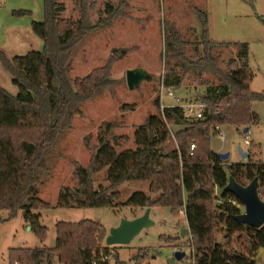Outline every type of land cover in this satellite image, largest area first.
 Masks as SVG:
<instances>
[{
    "label": "trees",
    "instance_id": "16d2710c",
    "mask_svg": "<svg viewBox=\"0 0 264 264\" xmlns=\"http://www.w3.org/2000/svg\"><path fill=\"white\" fill-rule=\"evenodd\" d=\"M108 5L107 12L112 15L115 9ZM64 9L59 0H44V19L32 22L33 31L44 42L43 49L11 58L0 46V61L19 89L13 93L0 85V211H8L7 219H11L24 210L27 223L43 240L47 228L34 210L52 206L38 196L46 155L71 126L81 104L98 96L112 82L107 66L73 82L66 75L65 65L75 45L89 28L105 21L101 19L91 26L87 18L68 20L62 16ZM197 11L206 34L207 12ZM31 12L13 10L15 15ZM204 43L207 51L230 44L211 42L206 37ZM235 45L240 48L234 60L237 65L224 75L209 52L196 61L186 59L192 69L213 71L223 78L219 93L216 87H210L202 98L212 105L220 104V112L212 106L205 117L190 119L181 106L161 110L158 97L159 112L149 114L136 127L135 147L121 151L118 147H123L127 136H112L114 124L106 123L99 132V147L91 166L76 165L79 184L63 187L57 206H168L175 214L184 210L192 238V264H263L257 254L264 248V225L256 228L236 220L244 206L226 185L230 176L241 184L258 177L259 187H264V162L227 164L211 147V134L218 125L244 129L259 121L252 103L263 95L251 89L249 45ZM182 80L179 75L171 77L170 72L164 77L165 85L176 89ZM170 125L181 128L173 133ZM173 138L177 147L167 150L165 144ZM106 166L109 184L97 188L93 174ZM127 180H147L150 191L159 194L153 197L136 192L128 202H118L119 187ZM57 233L54 247L10 249L9 264H110L102 259V252L110 254V247L103 243L108 230L101 223L91 219L62 220L57 223ZM149 258V248H141L133 261L147 264Z\"/></svg>",
    "mask_w": 264,
    "mask_h": 264
},
{
    "label": "rangeland",
    "instance_id": "374dc122",
    "mask_svg": "<svg viewBox=\"0 0 264 264\" xmlns=\"http://www.w3.org/2000/svg\"><path fill=\"white\" fill-rule=\"evenodd\" d=\"M59 1L65 5L62 16L68 20L87 18L91 26L101 19L105 21L96 28H89L75 45L65 65L66 75L73 82L107 66L112 82L98 96L81 104V111L73 115L71 126L46 155L38 196L52 206L34 210L41 224L47 228L46 239H41L29 227L24 210H19L11 219H7L8 211H0V264L10 263L9 251L12 248L54 247L59 221L91 219L101 223L109 232L121 218L131 219L144 212L146 207L127 204L117 207H59L57 203L63 187L78 186L76 165L91 166L103 125L112 122V136H127V142L118 147V151L135 147L136 127L149 114L159 112L156 99L159 97L160 108L162 100L173 101L167 96V90L162 88V81L169 72L171 77L179 75L183 79L179 89L173 88L186 100H203L210 87H216V93L221 91L224 80L220 74L192 69L186 59L196 61L209 52L224 75L237 65L235 61L240 48L235 44L248 43L249 65L253 71L251 89L263 95L262 99L252 103V110L259 116V121L251 124L248 132L231 124L220 125L211 134V147L217 153H229L224 159L227 164L264 162V0ZM0 3L1 48L10 57L43 49L44 42L33 31L31 23L44 19V0H0ZM108 4L115 9L112 15L107 12ZM20 9L32 12L25 15L13 13V10ZM197 9L207 12V35ZM14 23L19 25L14 27ZM205 37L211 42L230 44L207 51ZM130 68H142L150 73L135 89H130L126 80ZM0 85L13 93L19 90L1 61ZM170 127L173 133L181 128ZM239 146L251 152L252 156L244 158ZM165 147L167 150L177 147L174 138L167 141ZM93 182L97 188L109 184L108 166L93 174ZM119 190L121 197L118 202L122 203L128 202L136 192H145L153 197L159 194L150 191L147 180H127ZM259 193L264 199V187H259ZM150 217L154 223L144 228L130 243L109 246L110 264H135L133 258L141 248L150 250L147 264H192L191 234H181L182 228L189 229L185 211L175 214L171 207L152 206ZM103 243L106 245L105 241ZM178 249L186 252L182 259L176 257ZM257 257L264 264V248L259 249Z\"/></svg>",
    "mask_w": 264,
    "mask_h": 264
},
{
    "label": "water",
    "instance_id": "95a60500",
    "mask_svg": "<svg viewBox=\"0 0 264 264\" xmlns=\"http://www.w3.org/2000/svg\"><path fill=\"white\" fill-rule=\"evenodd\" d=\"M150 73L142 68H130L126 73V80L130 89L137 88L143 80L147 79ZM249 127H244V132H248ZM239 152L244 158L249 156V152L239 146ZM224 159L228 158L229 153H219ZM226 189L234 193L242 202L244 211L235 216L236 220L259 228L264 225V199L259 193V179L255 177L248 184L239 183L234 176H230ZM151 206H147L144 212L134 218H121L118 225L110 228L105 238L107 246L115 244L130 243L144 228L148 227L154 221L150 217ZM32 228V226H29ZM182 236L190 234V230L182 228ZM186 255L183 250L176 251V257L182 259Z\"/></svg>",
    "mask_w": 264,
    "mask_h": 264
},
{
    "label": "built area",
    "instance_id": "2783aa9c",
    "mask_svg": "<svg viewBox=\"0 0 264 264\" xmlns=\"http://www.w3.org/2000/svg\"><path fill=\"white\" fill-rule=\"evenodd\" d=\"M1 4V3H0ZM162 88H165L167 90V96L172 97L173 101L172 102H165L162 100L161 108L165 109L166 107L170 106H181L184 109L185 114L188 117H191L193 119H200L205 117L206 111L209 109V107L212 106H219L220 104L212 105L210 102H206L204 100H186L184 98H181L175 93V90L173 87H168L164 83V79L162 81ZM212 105V106H211ZM217 112H220V109L218 107ZM219 128V125L217 126ZM195 148V144L192 143L190 145V149L193 150ZM183 211V210H181ZM180 211V212H181ZM107 246V245H106ZM110 254L102 252V259L104 260H109L110 259ZM96 263V261H94ZM52 264H63L59 261H54Z\"/></svg>",
    "mask_w": 264,
    "mask_h": 264
},
{
    "label": "crops",
    "instance_id": "0c3cea01",
    "mask_svg": "<svg viewBox=\"0 0 264 264\" xmlns=\"http://www.w3.org/2000/svg\"><path fill=\"white\" fill-rule=\"evenodd\" d=\"M34 21V20H33ZM32 21V22H33ZM17 25H19V23H14V27H17ZM31 26H32V23H31ZM19 27V26H18ZM3 44V43H2ZM1 46V45H0ZM2 47V46H1ZM6 53H7V51H6ZM8 54V53H7ZM8 56H9V54H8ZM10 57V56H9ZM12 58V57H11Z\"/></svg>",
    "mask_w": 264,
    "mask_h": 264
}]
</instances>
